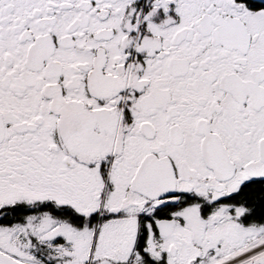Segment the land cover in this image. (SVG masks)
Segmentation results:
<instances>
[{
	"label": "snow or ice",
	"instance_id": "obj_1",
	"mask_svg": "<svg viewBox=\"0 0 264 264\" xmlns=\"http://www.w3.org/2000/svg\"><path fill=\"white\" fill-rule=\"evenodd\" d=\"M0 264H264V0H0Z\"/></svg>",
	"mask_w": 264,
	"mask_h": 264
}]
</instances>
